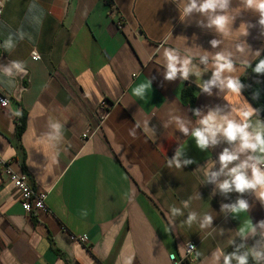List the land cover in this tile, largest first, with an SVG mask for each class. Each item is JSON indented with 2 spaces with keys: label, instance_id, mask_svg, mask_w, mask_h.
Masks as SVG:
<instances>
[{
  "label": "crops",
  "instance_id": "1",
  "mask_svg": "<svg viewBox=\"0 0 264 264\" xmlns=\"http://www.w3.org/2000/svg\"><path fill=\"white\" fill-rule=\"evenodd\" d=\"M0 1V44L21 27L33 37L10 53L0 47V64L20 60L26 65L14 86L0 84V92L11 99L7 109L0 106V160L29 174L34 187L48 194L49 209L35 219L29 216L0 167V264H172L170 255L182 257L189 244L196 245L192 256L197 260L191 264H213L218 249L230 253L231 241L241 242V226L264 220V204L254 194L225 195L215 184L203 183L202 168L218 161L229 145L221 141L200 150L177 125V118L190 121V127L199 120L181 99L188 85L199 88L196 109L204 113L216 107L230 111L245 101L255 108L243 91L236 96L213 86L211 95L202 92L199 85L212 72L204 71L199 56L208 54L211 64L217 53L231 54L241 80L245 66L264 51L257 13L241 10L233 21V31L241 23L255 25L248 35H223L197 26L203 19L199 14L181 21L173 0H35L45 13L36 31L25 19L31 0ZM238 7L239 0H232L231 8ZM212 39L221 41L217 48ZM167 48L192 56L193 72L200 75L166 80ZM33 52L42 60L34 61ZM148 81L143 98L133 94ZM21 110L28 115L23 153L17 149L15 123ZM232 115L239 118L238 112ZM50 121L64 125L55 146L45 138ZM177 149L184 150L182 160L194 163L169 166ZM218 169L217 162L213 170ZM238 198L249 202L248 212H221L222 204ZM172 206L183 215L172 217ZM189 212L197 213L191 226L185 223ZM205 215L213 222L202 228ZM83 236L86 244L73 240ZM258 238L249 237L247 245Z\"/></svg>",
  "mask_w": 264,
  "mask_h": 264
},
{
  "label": "clouds",
  "instance_id": "2",
  "mask_svg": "<svg viewBox=\"0 0 264 264\" xmlns=\"http://www.w3.org/2000/svg\"><path fill=\"white\" fill-rule=\"evenodd\" d=\"M177 4L181 21H186L199 14L203 19L197 20V26L201 28L213 29L216 33L230 35L239 32L241 35H248V28L254 27L250 23H241L238 30H232V24L236 15L241 10H251L259 16L258 24L264 34V0H239L240 7L231 8L232 0H173ZM235 13V14H234ZM43 9L31 0L28 5L25 19L29 26L39 31L44 20ZM242 30V31H241ZM27 38L33 41L31 32H27L23 27L17 29L15 33L9 32L3 43L0 44L5 52H12L17 44ZM221 41L212 39V48H217ZM239 47V46H238ZM259 54V51H257ZM166 63L164 65V78L174 81L178 77L184 81L189 80L191 75H200L193 72V57L182 56L177 49L167 48L164 51ZM201 64L205 65L204 71L211 70L212 75L208 80H203L199 85L202 92L211 95V88L218 86L221 92H230L236 96L241 95L245 87L240 78L235 73L234 60L231 54L225 55L217 53L209 64V55L199 56ZM251 67V64L245 66ZM257 74H264V59H260L252 69ZM26 73V65L20 60H10L6 65L0 64V84L8 87L15 85V77L18 74ZM3 78H7L5 83ZM151 86V81L141 84L133 89V94L143 98L145 91ZM258 95V94H257ZM255 98V97H254ZM6 103V101H5ZM238 112L239 118L232 113ZM194 116L199 117L196 126L190 127V121L177 118L178 130L185 136L195 139L200 150H207L218 145L221 141L226 142L229 147H224L218 156V161L209 160L204 166L203 183H213L221 194L236 192L238 194L252 193L256 199L264 204V121L259 118V109L253 108L245 101L240 108L232 106L230 111H224L220 107L209 109L207 113L200 109L193 110ZM16 116H22V112L17 111ZM253 117H256L253 119ZM64 125L59 121L49 122V131L45 138L53 145H58L63 139ZM184 150L177 149L175 155L169 160V166L184 168L194 163L192 159H181ZM219 169L213 170L216 163ZM200 169V168H198ZM223 177V179H221ZM215 192V190H214ZM184 208L189 207V201L181 202ZM249 202L244 198H238L233 204H222L221 212L230 211L234 216L248 212ZM172 217L182 216L181 208L172 206L170 208ZM197 220L196 212H189L185 223L189 226ZM213 217L205 215L201 221V227L212 225ZM241 242L237 244L231 241L234 250L230 253L218 249L213 253V264H264V220L257 224H252L249 220L246 226H241L237 232ZM252 246H248L246 241L249 237L256 238Z\"/></svg>",
  "mask_w": 264,
  "mask_h": 264
},
{
  "label": "built area",
  "instance_id": "3",
  "mask_svg": "<svg viewBox=\"0 0 264 264\" xmlns=\"http://www.w3.org/2000/svg\"><path fill=\"white\" fill-rule=\"evenodd\" d=\"M2 3L0 1V15L2 14ZM122 26V23H120ZM32 59L34 61H41L42 56L38 52L32 53ZM6 101V103H5ZM11 104V99L8 96L3 95L0 92V106L3 109H7ZM104 120V118H103ZM97 133V130L87 132L84 135V139L92 138ZM0 167L3 173L8 177L10 183L17 189L21 197V203L25 212L32 216L33 214H41L49 212L47 206L48 194L37 190L29 174L17 172L9 162L0 160ZM73 240L78 243L86 244L89 240L87 236L73 237ZM196 245L189 244L187 251L182 257H178L175 254L170 255L172 264H191L196 262V258L192 255L195 251Z\"/></svg>",
  "mask_w": 264,
  "mask_h": 264
},
{
  "label": "trees",
  "instance_id": "4",
  "mask_svg": "<svg viewBox=\"0 0 264 264\" xmlns=\"http://www.w3.org/2000/svg\"><path fill=\"white\" fill-rule=\"evenodd\" d=\"M2 55V51L0 50V57ZM264 59V51L263 53L251 64V67H247L245 76L240 80L245 87L242 89L243 93L246 95L248 100L252 103V105L259 109V114L264 120V74H257L252 71L255 67V64L260 60ZM199 88L196 86H186L181 94L182 102L191 107L192 110L196 109L197 102V92ZM258 94V95H257ZM255 97V98H254ZM22 116L15 117L16 123V144L17 149L20 153L24 152V147L22 143L23 135L27 128V120L28 115L25 110H21ZM25 164V161H24ZM35 214L32 215V218ZM35 219V218H33ZM34 222H36L34 220ZM67 263L70 262L67 260Z\"/></svg>",
  "mask_w": 264,
  "mask_h": 264
}]
</instances>
